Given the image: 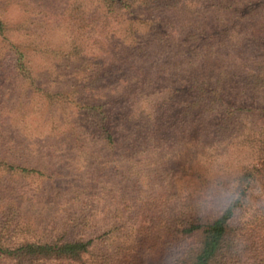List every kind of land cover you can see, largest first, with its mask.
Masks as SVG:
<instances>
[{"label": "trees", "instance_id": "trees-1", "mask_svg": "<svg viewBox=\"0 0 264 264\" xmlns=\"http://www.w3.org/2000/svg\"><path fill=\"white\" fill-rule=\"evenodd\" d=\"M85 1L73 0L71 6L70 23L76 25L77 31L88 27L93 21L90 9L86 11ZM91 1L102 12L104 20L97 27L102 33H107L108 37L104 39L108 40L107 46L111 47L115 38L120 42L114 47L115 52H121L129 60L143 65L151 64L150 69L158 71L159 76L165 74L173 80L167 88L170 98L149 101V113L131 112L115 117L109 109H105L110 103H80L76 90H41L45 100L50 101L49 108L61 107L66 118L64 120L69 118L66 108L72 106L76 113H83L85 120L93 124V137L84 131L85 127L78 128L79 122L74 123L76 127L64 136H71L76 144H84L92 138V141L108 150L114 151L119 147L122 149V159L128 161L134 158L132 145L136 143V135L132 131L127 133L124 126L135 121L134 127L146 130L138 139V142H144V148L166 146L171 149L169 139L156 133L159 114L155 109L182 96L183 109L169 120L174 133H180L179 137L176 136V142L180 141L183 147H177L185 149L178 154L179 157L184 154L187 161L193 162L197 154L203 152L209 160V151L213 147L217 146L218 151L221 145H227L231 149H246L251 161L240 166L235 174L214 175L212 169L199 172L197 178L201 193L188 194L183 208L187 211L181 210L168 217L161 233V239L164 237L167 240L161 242L159 253L163 252L164 247L173 251L169 264H264V108L255 109L243 102L248 93H264V0ZM178 6L189 12L192 20L176 28L173 22L159 14ZM3 13L0 8V51L4 49L11 56L14 72L21 81L36 85L38 75L32 69L30 50L22 42L12 39L9 33L12 26ZM112 22L116 23L113 27L119 29H110ZM120 31V35H117ZM87 45L86 41L74 42L69 54L74 63H86L87 81H92L95 86H107L113 81L118 83L127 78L130 67L126 69L123 64L113 65L115 52L105 49L108 57L114 61L109 62L106 57L100 59L99 56L90 55ZM236 50L240 56H237ZM233 57L235 61H230ZM227 58L229 60H225ZM94 60H98L95 65ZM250 112H258L261 119L257 124L248 116ZM245 119L251 120L249 124L258 129L248 128ZM138 121L143 126L137 124ZM117 122L124 125L120 127L123 134L115 126ZM231 155L236 156V153ZM213 163L215 161L209 165ZM223 167L229 173L227 164ZM190 168L182 164L167 168V171L174 173L179 170L181 175L188 176ZM11 170L42 173L19 167H12ZM181 178L178 177V180ZM203 188L206 191H202ZM204 194L206 196L202 197ZM176 195L174 193L165 201L155 200V203L152 201L148 204L151 208L161 207L163 203L166 205L169 200L173 204ZM239 216L245 218L241 229L234 225ZM86 218L83 211L70 222L66 221L61 230L37 239L26 237L16 240L14 236L18 227L6 224L0 231V260L14 264H116L111 262H116L118 257H109L104 244L118 233L116 236L128 243L124 248L128 257L125 264H142L140 247L135 249L134 244L144 245L147 237L153 234L158 239L154 233L156 227L151 224L152 219L150 226L146 225L143 230L133 224L119 223L104 228L91 227L85 222ZM29 234H34V231L29 229ZM121 250L118 247L115 254L120 256Z\"/></svg>", "mask_w": 264, "mask_h": 264}, {"label": "rangeland", "instance_id": "rangeland-1", "mask_svg": "<svg viewBox=\"0 0 264 264\" xmlns=\"http://www.w3.org/2000/svg\"><path fill=\"white\" fill-rule=\"evenodd\" d=\"M90 1L86 0L84 5L86 11L90 9V15H93L92 24L77 31L78 28L70 23L69 17L73 0H0L3 15L12 26L10 36L29 48L32 69L38 75L36 85L21 81L14 72L11 56L4 49L0 51V231L7 224L18 227L14 234L16 240L26 237L37 239L61 230L66 221L70 222L83 211L87 216L85 222L97 228L119 223L128 226L133 224L144 230L146 225L150 226L149 221L152 219L151 224L156 227L154 233L158 239L154 234L148 236L143 231L148 236L146 243L142 246L134 244V248L140 247L142 264H169L173 251L164 247L163 252L159 253L162 243L167 240L164 237L161 239V233L164 232L168 217L181 210L187 211L183 209L184 200L189 197L187 195L201 193L198 173L212 169L214 175L235 174L240 166L251 161V156L244 148L231 149L221 145L218 151L217 146L209 151V160L203 152L198 153L193 162L187 161L184 154L179 157L178 154L185 149L177 147L180 141L176 142V138L180 133H174L169 120L183 109L182 96L155 109L159 114L156 133L159 137L169 139L171 149L166 146L144 148V142H138V139L146 130L134 127L135 121L128 126L115 123L119 129L123 125L127 133L132 131L136 135V143L132 145L134 158L128 161L122 159V149L119 147L114 151L108 150L92 141V138L84 144H76L71 136H64L76 127L74 123L79 122L78 128L85 127L84 131L93 137V124L85 120L83 113H76L77 110L72 106L66 108L69 118L64 120L66 118L61 107L49 108L50 101L45 100L41 90H76L80 103H110L105 109H109L115 117L131 112L149 113V101L170 98L167 88L173 80L165 74L159 76L158 71L150 69L151 64L146 66L129 60L121 52H115L114 47L120 43L115 38L111 47L107 46L108 40H104L108 37L107 33H102L97 27L103 23L102 12L97 10V4ZM159 16L173 22L175 27L192 20L190 13L182 6L164 11ZM114 25L116 23L112 22L110 29H119ZM118 33L120 35L121 31ZM85 41L90 55L99 56L100 59L106 57L109 62L115 61L113 65L123 64L126 69L130 67L127 78L118 83L113 81L107 86H95L92 81H87L86 63H74L75 60L69 57L72 44ZM105 49L115 52L114 61L108 57ZM236 54L240 56L239 51ZM97 61L92 62L95 65ZM89 64L91 67L92 64ZM243 102L255 109L264 108V93H248ZM248 116L256 121L255 124L261 119L258 112H250ZM244 121L248 128H255L250 125L251 120ZM137 124L143 126L140 121ZM122 146L124 148L125 144ZM229 151L235 152L236 156L231 153V156H226ZM211 161H215L212 166L209 165ZM182 164L189 168L191 166L188 176L181 175L179 170L174 173L167 171V168ZM226 164L230 168L229 173L223 167ZM12 167L36 169L42 173H23L11 170ZM160 171L162 173L157 174ZM178 177L183 178L178 180ZM174 193L177 195L172 200L173 204L171 200L161 207L151 208L148 204L152 201L155 203V200L165 201ZM244 222L245 218L239 216L234 225L241 229ZM29 229L34 234H29ZM116 235L118 233L104 247L109 257H118L116 262L111 263L125 264L128 257L124 248L128 243ZM118 247L122 248L120 256L115 254ZM0 264L14 263L0 260Z\"/></svg>", "mask_w": 264, "mask_h": 264}]
</instances>
